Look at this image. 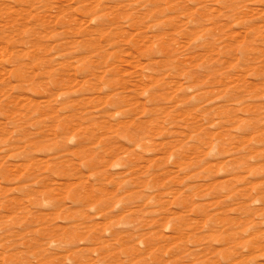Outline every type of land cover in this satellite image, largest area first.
Masks as SVG:
<instances>
[{
    "label": "rangeland",
    "instance_id": "obj_1",
    "mask_svg": "<svg viewBox=\"0 0 264 264\" xmlns=\"http://www.w3.org/2000/svg\"><path fill=\"white\" fill-rule=\"evenodd\" d=\"M0 264H264V0H0Z\"/></svg>",
    "mask_w": 264,
    "mask_h": 264
}]
</instances>
